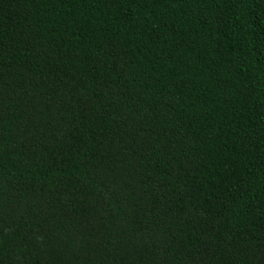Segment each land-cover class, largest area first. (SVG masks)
<instances>
[{
    "label": "trees",
    "instance_id": "trees-1",
    "mask_svg": "<svg viewBox=\"0 0 264 264\" xmlns=\"http://www.w3.org/2000/svg\"><path fill=\"white\" fill-rule=\"evenodd\" d=\"M0 264H264V0H0Z\"/></svg>",
    "mask_w": 264,
    "mask_h": 264
}]
</instances>
